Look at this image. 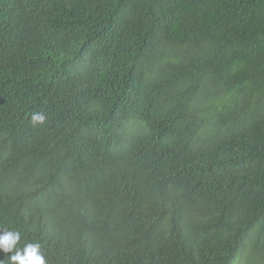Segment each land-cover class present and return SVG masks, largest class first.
<instances>
[{"label":"trees","instance_id":"1","mask_svg":"<svg viewBox=\"0 0 264 264\" xmlns=\"http://www.w3.org/2000/svg\"><path fill=\"white\" fill-rule=\"evenodd\" d=\"M0 229L47 264H264V0H0Z\"/></svg>","mask_w":264,"mask_h":264},{"label":"clouds","instance_id":"2","mask_svg":"<svg viewBox=\"0 0 264 264\" xmlns=\"http://www.w3.org/2000/svg\"><path fill=\"white\" fill-rule=\"evenodd\" d=\"M45 120L46 116L42 112L31 113V123L34 126L43 124ZM20 239L19 231L0 229V252L11 253L7 256V264H47L40 243L30 242L19 247ZM0 264H5V259L0 260Z\"/></svg>","mask_w":264,"mask_h":264},{"label":"rangeland","instance_id":"3","mask_svg":"<svg viewBox=\"0 0 264 264\" xmlns=\"http://www.w3.org/2000/svg\"><path fill=\"white\" fill-rule=\"evenodd\" d=\"M242 260V261H241ZM241 262V263H240ZM234 264H254V258L253 255L251 256L250 260H247L246 257H241L240 259H238L236 262H234Z\"/></svg>","mask_w":264,"mask_h":264}]
</instances>
